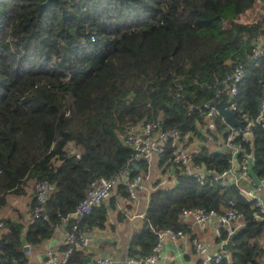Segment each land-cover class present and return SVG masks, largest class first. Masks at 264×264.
<instances>
[{
	"label": "trees",
	"instance_id": "16d2710c",
	"mask_svg": "<svg viewBox=\"0 0 264 264\" xmlns=\"http://www.w3.org/2000/svg\"><path fill=\"white\" fill-rule=\"evenodd\" d=\"M259 37L264 38V0H0V212L15 197L34 195L35 181L53 184L47 219L27 223L25 215L0 214V264H28L23 239L41 242L61 219L68 228L69 213L94 178L126 166L131 174L144 173L148 163L136 161L138 169L128 164L132 149L118 134L154 120L178 133L152 161L162 172L170 167L173 178L157 180L148 192L126 253H148L162 227L191 234L183 208L221 213L234 206L241 224L232 249H221L215 264H243L251 235L264 225V211L233 182L199 183L173 159L178 148L196 142L195 163L215 170L227 166L231 153L203 142L206 134L225 140L230 131L219 115L208 122L203 105L230 101L240 122L231 144L251 153V171L264 179V129L257 120L264 55L251 60ZM238 63L244 75L231 96L222 82ZM246 121L249 141L241 135ZM116 193L127 197L122 183ZM110 199L113 204L115 196ZM33 203L34 198L28 212ZM103 203L82 218V231L105 227ZM228 237L218 228L217 241ZM82 249L72 250L67 264H82Z\"/></svg>",
	"mask_w": 264,
	"mask_h": 264
},
{
	"label": "built area",
	"instance_id": "2783aa9c",
	"mask_svg": "<svg viewBox=\"0 0 264 264\" xmlns=\"http://www.w3.org/2000/svg\"><path fill=\"white\" fill-rule=\"evenodd\" d=\"M93 39V36H90L89 40L93 41ZM82 44L85 46V42H82ZM262 55H264V38L259 37L251 48V60H256ZM244 70V64H235L232 71L224 77L222 83L226 86L227 92L231 96L236 94V84L243 77ZM203 107L207 110L205 115L206 118H209L207 119L208 122L215 115H218L216 108L211 103L204 104ZM227 109L232 112L236 110V106L233 102L228 101ZM257 120L261 122V127L264 129V99L260 103ZM246 122V127L241 135L243 140L249 141L250 133L248 128L251 122ZM227 128L230 133L225 140H216L206 134L203 142V144L209 147H217L211 149H230L232 151L226 167L221 170H215L207 168L203 164L195 163L192 156L196 148H178L173 161L178 163L185 174L191 175L199 183H211L223 186L229 182H233L239 187L243 195L253 201L254 206L260 207L263 210L260 192L264 191V179L258 177L259 182H255V175L251 171V165L254 161L251 153L245 151L240 144H231V139L235 133L237 134V131L235 128L229 126ZM118 136L123 144L132 149L127 159L128 164L133 165L138 160H144L149 165L154 155L161 152L166 143L170 142L172 144L175 142L178 133L176 130L161 129L160 121L154 120L126 126L119 132ZM239 153H241L240 157H238ZM144 179L142 172L131 174L128 166L110 177L99 176L94 178L84 195L69 213L70 225L64 232L65 248L59 253L55 251L46 252L45 258L40 264H67L72 250L86 247L88 244V238L80 226L82 218L101 201L113 195L120 183L124 185L127 199L135 200L138 192L144 188ZM165 180L166 178L162 177L160 182H164ZM243 182H245L246 187H243ZM33 189L35 200L29 212L27 211L25 214V221L27 223L37 218H48L44 209L45 201L53 189V184L46 180H37L34 182ZM180 215L183 219L189 218L191 220L189 223L191 231L194 226L200 230L205 229L208 221L213 219L217 228L225 229L230 235L241 224V212L234 206L226 208L221 213L213 209L205 210L201 207H189L183 208ZM3 225V221L0 220V229L3 228ZM156 233V240L148 253L138 256L128 255L122 260L123 264L154 263L160 258L162 247L166 240L174 241L187 237L194 251L199 256V261L195 264H215L223 255L222 250L209 251L207 245L193 232L187 234V232L181 229L174 230L169 227H162L157 229ZM82 264H114V261L109 256L96 255L90 257L88 261Z\"/></svg>",
	"mask_w": 264,
	"mask_h": 264
},
{
	"label": "crops",
	"instance_id": "0c3cea01",
	"mask_svg": "<svg viewBox=\"0 0 264 264\" xmlns=\"http://www.w3.org/2000/svg\"><path fill=\"white\" fill-rule=\"evenodd\" d=\"M210 126L213 127L211 123ZM197 145L196 142L191 143L190 148L197 149ZM172 174L170 167L162 172L161 168L154 167L153 162H151L148 165V169L143 173L145 178L144 188L138 192L135 200H129L116 192L110 196H115L113 204L110 203V197L104 199L103 204L107 214L106 225L103 228L92 227L91 229H85L84 232L88 238V244L82 249L84 253L83 259L86 256L107 255L114 261V264H123L122 260L128 256L126 252L131 232L133 228L142 222L148 192L157 180L160 181L162 177L172 179ZM254 180L256 183L259 182L256 175ZM242 185L246 187L245 182ZM260 196L264 211V191L260 192ZM32 197L33 195L31 194L24 197H15L10 204H7L2 209L0 214L11 219H19L30 208L29 204L32 202ZM184 221L189 224L191 220L184 218ZM66 225V219H61L60 223L53 229L52 234L37 244H27L23 239L22 244L28 245L27 251L24 250L28 264H40L45 258L46 252L55 251L59 253L64 248ZM192 232L207 245L208 250L211 252L220 250L221 243L225 241L216 240L218 228L213 219L208 221L205 229L200 230L194 226ZM249 245L250 253L243 264H264V225L258 234L251 235ZM198 260L199 256L195 253L187 237L174 241L166 240L163 244L160 258L150 264H195Z\"/></svg>",
	"mask_w": 264,
	"mask_h": 264
},
{
	"label": "water",
	"instance_id": "95a60500",
	"mask_svg": "<svg viewBox=\"0 0 264 264\" xmlns=\"http://www.w3.org/2000/svg\"><path fill=\"white\" fill-rule=\"evenodd\" d=\"M212 105H214V107L216 108L218 115L221 116L224 120V122L232 128L238 127L240 126V122H238L233 114L227 109V103L226 102H218V103H211ZM133 167L135 169L138 168L137 164H133ZM235 233V231H233L228 239L224 242L221 243L220 247L221 249L225 250V251H230L232 249V242H231V237L232 235ZM28 249V245H23V250H27ZM91 256H86L83 259V262L88 261L90 259Z\"/></svg>",
	"mask_w": 264,
	"mask_h": 264
},
{
	"label": "clouds",
	"instance_id": "9594fccd",
	"mask_svg": "<svg viewBox=\"0 0 264 264\" xmlns=\"http://www.w3.org/2000/svg\"><path fill=\"white\" fill-rule=\"evenodd\" d=\"M89 38H90V37H89ZM93 41H94V39H93ZM93 41H90V40H89V42H93ZM226 125H227V124H226ZM227 127H228V125H227ZM211 128H212V126H211ZM163 147H164V146H163ZM198 149H199V148H197V150H198ZM210 149H211V148H210ZM195 150H196V149H195ZM195 150H194V151H195ZM211 150H215V149H211ZM226 150H228L229 153L232 152L230 149H226ZM231 155H232V153H231ZM154 157H155V155H154ZM154 157H153V159H154ZM153 159H152V161H153ZM152 161H151V162H152ZM151 162H150V163H151ZM150 163H149V164H150ZM134 164H137V163H134ZM137 165H138V164H137ZM138 168H139V167H138ZM138 168H137V169H138ZM33 185H34V183H33ZM32 198H34V195H33ZM34 200H35V199H34ZM33 204H34V203H33ZM225 241H226V240H225ZM220 250H221V249H220ZM26 251H27V250H26ZM83 263H84V262H83Z\"/></svg>",
	"mask_w": 264,
	"mask_h": 264
}]
</instances>
